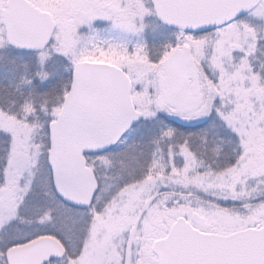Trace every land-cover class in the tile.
I'll use <instances>...</instances> for the list:
<instances>
[{"label": "snow or ice", "instance_id": "obj_1", "mask_svg": "<svg viewBox=\"0 0 264 264\" xmlns=\"http://www.w3.org/2000/svg\"><path fill=\"white\" fill-rule=\"evenodd\" d=\"M0 264H264V0H0Z\"/></svg>", "mask_w": 264, "mask_h": 264}]
</instances>
